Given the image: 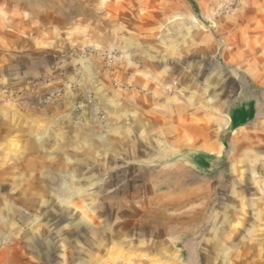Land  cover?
Instances as JSON below:
<instances>
[{"label":"rangeland","instance_id":"374dc122","mask_svg":"<svg viewBox=\"0 0 264 264\" xmlns=\"http://www.w3.org/2000/svg\"><path fill=\"white\" fill-rule=\"evenodd\" d=\"M81 1L111 4L110 18L91 20L75 5L71 18L47 21V0H0V112L91 114L81 128L109 118L126 135L110 129L104 151L79 144L77 175L49 189L59 197L2 203L0 264H178L189 251L172 240L181 244L197 200L167 194L164 140L156 156L134 150L129 132L148 146L149 129L133 109L153 104L129 101L157 98L159 125L166 96L175 112L224 119L240 105L239 66L261 62L264 0Z\"/></svg>","mask_w":264,"mask_h":264},{"label":"crops","instance_id":"0c3cea01","mask_svg":"<svg viewBox=\"0 0 264 264\" xmlns=\"http://www.w3.org/2000/svg\"><path fill=\"white\" fill-rule=\"evenodd\" d=\"M261 57L258 64L254 58L239 66L240 105L224 119L212 116L206 123L204 112H175L173 97L166 96L159 125L157 98L129 99L134 107L143 101L153 104L145 105L144 113L141 105L133 109L134 120L144 116L149 129L148 146L138 140L137 129L129 132L134 150L156 156L161 150L157 142L164 140L167 194L197 200L189 207L187 225H182L181 244L172 240L171 245L189 251L175 256L178 264H264V49ZM85 115L61 110L0 112V208L15 197H59L49 189L77 175L73 153L79 144L104 151L109 150L110 129L126 135L125 126L122 131L115 119L99 124L95 116L85 122L92 130H85L81 120L91 119V114Z\"/></svg>","mask_w":264,"mask_h":264},{"label":"bare ground","instance_id":"6f19581e","mask_svg":"<svg viewBox=\"0 0 264 264\" xmlns=\"http://www.w3.org/2000/svg\"><path fill=\"white\" fill-rule=\"evenodd\" d=\"M22 0H20L21 2ZM81 1V0H80ZM19 2V4H21ZM48 2V8H46L44 11H42L41 15H39V19L42 20H47V21H65L66 18H71L72 15H74L73 12H71V8L74 7L75 5L79 7H83L85 11H81L80 14L88 16L91 18V20L95 19L96 21H100V18H110L111 14V4H103V6H98V7H92L87 5V2H79V0H74V2L70 3L69 1L66 0H60V2H53L51 0H47ZM98 2H103V0H98ZM63 6H65L66 10L62 9ZM70 7V8H69ZM113 8V7H112ZM70 9V10H69ZM119 13V12H118ZM112 14H115L113 12ZM98 18V19H97ZM112 18V17H111ZM17 21L23 22V18H16ZM102 21V20H101ZM10 24V23H8ZM13 24V23H12ZM94 28L96 29H101L99 26V23L93 24Z\"/></svg>","mask_w":264,"mask_h":264}]
</instances>
